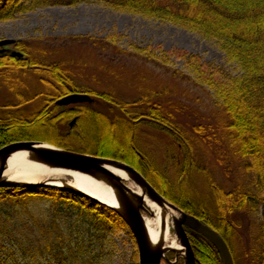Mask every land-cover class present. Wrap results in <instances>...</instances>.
Wrapping results in <instances>:
<instances>
[{
	"label": "trees",
	"instance_id": "1",
	"mask_svg": "<svg viewBox=\"0 0 264 264\" xmlns=\"http://www.w3.org/2000/svg\"><path fill=\"white\" fill-rule=\"evenodd\" d=\"M20 3L21 0H0V21L46 7L97 4L171 24L222 46L228 62L237 65L241 76L226 77L219 67L183 50L164 51L161 47L131 44V50L125 52L117 45L118 36L110 37L111 42L72 38L101 52L116 47V57H137L159 68H168L174 61L184 62L195 83L213 91L216 103L224 111L225 137L249 188L239 185L227 191L198 165L192 140H187L174 124L173 115L157 102L155 92L146 91L133 102L121 101L108 90L79 83L63 62L49 63L39 58V52H32L35 49L25 42L16 46L28 58L0 57V70L29 71L42 90L29 98L19 92L15 104L3 106L6 112L0 114V149L16 142L41 141L124 162L169 202L218 232L227 243L234 264H241L234 247L238 230L234 216L255 214L264 206V0H31L19 8ZM106 68L103 66V70L109 69ZM71 94L98 98L118 107L121 114L111 119L89 105L60 108L55 104ZM36 101L40 108L33 113L26 115L20 109ZM74 119L76 124L70 134H62L61 128ZM145 121L179 142L185 161L182 167L177 161L175 181L138 146V132ZM196 171L202 173L200 178L207 184L208 201L195 193L192 184L199 178ZM123 229H127L126 224L112 210L75 194L54 188L0 189V264H104L112 254V235ZM187 234L196 264H222L212 244L190 230ZM170 256L173 260V254ZM243 258L245 264H264V213Z\"/></svg>",
	"mask_w": 264,
	"mask_h": 264
},
{
	"label": "rangeland",
	"instance_id": "2",
	"mask_svg": "<svg viewBox=\"0 0 264 264\" xmlns=\"http://www.w3.org/2000/svg\"><path fill=\"white\" fill-rule=\"evenodd\" d=\"M30 1L21 0L19 8ZM115 36L119 37L118 47L125 52L131 50V44L140 48L161 47L164 51L183 50L199 55L205 62L219 67L226 77L242 75L237 65L228 62L218 42L168 23L117 12L104 5L46 7L34 12L16 14L12 20L0 21V41L11 39L17 44L25 42L35 49L32 52H39V58L46 59L49 63L63 62L74 79L83 85L99 91L108 90L125 102L140 99L146 91L155 92L157 102L162 103L167 112L173 115L174 124L182 129L187 140H192L198 165L207 169L214 180L227 191H233L239 185L249 188L247 179L240 171V163L233 155L225 137L224 111L216 103L213 91L195 83L194 76L186 70L184 62L174 61L168 68H159L137 57H116V47H107L101 52L91 44L72 39L92 37L111 42L110 37ZM16 45L8 49L21 52ZM27 58L25 55V59ZM103 66L109 69L103 70ZM175 72L179 75H175ZM32 75L29 71L15 73L0 70V114L6 112L4 105L17 102L19 92L29 98L38 90H42L38 79ZM94 99V104L83 105L94 107L111 119L121 114L118 107L98 98ZM39 105L40 102L36 101L20 109L29 115L39 109ZM144 123L138 132V146L175 181L178 174L177 161L179 167H182L185 161L183 151L178 148L179 142L161 129L149 126L146 121ZM75 124L76 121L72 120L62 127V134H70ZM201 174L196 171L199 178L196 177V184L192 185L196 195L208 201L210 192L207 184H203ZM263 213L264 206H261L255 214L247 212L234 216L238 225L234 247L239 252L241 264H245L243 255L251 239L256 236ZM144 217L152 218L146 213ZM173 236L172 232L171 237ZM111 238L112 254L104 264H139L138 248L128 228L117 231ZM170 255L169 260L174 261L170 259ZM165 262L170 264L165 260L162 264ZM177 264L184 262L181 260Z\"/></svg>",
	"mask_w": 264,
	"mask_h": 264
},
{
	"label": "water",
	"instance_id": "3",
	"mask_svg": "<svg viewBox=\"0 0 264 264\" xmlns=\"http://www.w3.org/2000/svg\"><path fill=\"white\" fill-rule=\"evenodd\" d=\"M16 44L15 40H1L0 56L10 55L16 59H25V54L22 52L8 49ZM94 103L95 99L90 95L71 94L57 100L55 104L58 107H71ZM17 154L24 156L22 162L25 164L40 166L50 171L89 177L106 188L113 201L108 203L101 199L99 194L97 196L92 192L80 189L74 185L73 181L70 184L68 179H61L56 175L45 176L38 179V182H31L23 178L12 180L5 173L9 160ZM117 172L122 173L125 178L119 176ZM129 183L134 185L136 190L130 188ZM8 188H54L107 207L123 220L132 233L138 248L139 264H162L164 260L170 264H177L180 260H183L184 264H196L195 253L187 234L188 230L212 244L218 251L222 264H234L231 251L218 232L169 202L141 173L124 162L73 152L41 141L16 142L0 149V189ZM147 200L161 209L168 208L175 215L170 220V232H173L174 236L169 245L162 238L155 243L149 235L144 213L151 217H154L155 214L147 207ZM166 222V216L161 215L164 233ZM169 254L174 255V261L169 260Z\"/></svg>",
	"mask_w": 264,
	"mask_h": 264
},
{
	"label": "bare ground",
	"instance_id": "4",
	"mask_svg": "<svg viewBox=\"0 0 264 264\" xmlns=\"http://www.w3.org/2000/svg\"><path fill=\"white\" fill-rule=\"evenodd\" d=\"M23 155L17 154L14 155L8 163V168L6 170L5 175L12 180H18V179H26L31 182H38L37 180L40 178H43L45 176H57L61 179H68L70 184H72V181L74 182V185L80 189H83L85 191L92 192L93 194L100 195L99 197L103 200H105L108 203H111L113 201V198L111 194L108 192L106 188H104L99 183L95 182L94 180L90 179L89 177L79 175V174H66L60 171H50L49 169L25 164L22 162ZM119 176L125 178V176L117 172ZM60 185V184H59ZM130 188H134V185H131V183L128 184ZM136 190V189H135ZM138 191V190H137ZM139 192V191H138ZM147 207L155 214L152 218L146 219L147 228L149 231V235L153 242H158L161 238L165 240L166 244L169 245L172 242L171 237V217L175 216L174 213L169 211L168 208H159L156 204L151 203L147 200ZM161 215L166 216V230L165 233L162 230V224H161ZM176 245V244H174Z\"/></svg>",
	"mask_w": 264,
	"mask_h": 264
}]
</instances>
